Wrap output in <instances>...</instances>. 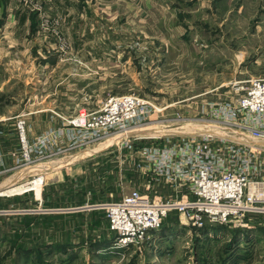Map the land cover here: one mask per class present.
Segmentation results:
<instances>
[{"label":"rangeland","instance_id":"1","mask_svg":"<svg viewBox=\"0 0 264 264\" xmlns=\"http://www.w3.org/2000/svg\"><path fill=\"white\" fill-rule=\"evenodd\" d=\"M20 2L37 12V34L14 40L12 57L31 62L0 90V116L16 137L0 167V264H264V212L226 225L204 215L181 223L184 213L168 206L160 230L124 250L106 218L146 184L144 149L233 132L222 109L236 107L249 80L264 79V0H99L86 23L75 20V34L39 0ZM125 98L145 101L151 115L102 137L69 124L81 112L108 115L103 105ZM156 190L174 205L186 204L183 193L194 198Z\"/></svg>","mask_w":264,"mask_h":264},{"label":"built area","instance_id":"2","mask_svg":"<svg viewBox=\"0 0 264 264\" xmlns=\"http://www.w3.org/2000/svg\"><path fill=\"white\" fill-rule=\"evenodd\" d=\"M136 107L140 108L138 116L134 110ZM147 107L145 101L133 98L110 100L102 110L108 115L81 112L69 124L102 137L112 130L138 125L139 119L145 120L151 115ZM220 115L226 119L225 124L232 125L234 133L224 128L220 135L204 133L189 139H168L162 149L143 150L148 162L146 165L139 163L138 167L146 175V184L139 191L145 194L133 192L120 207L143 198L149 209L142 206L133 209L125 207V215L122 216L106 209L108 226L118 233L116 240L120 246L137 245L145 231L157 225L159 215L165 214L164 208L168 206L179 209L190 221L197 222L195 216L207 214L220 225H226L236 216L246 213L264 212V145L261 140L264 139V79L249 80L236 107L222 109ZM235 118L243 123H236ZM18 129L22 148L27 149L25 142L23 145V140H26L22 122L18 123ZM218 143L225 146L219 147ZM211 145H216V149L211 150ZM220 152L236 165L226 167L220 159ZM160 185L179 193L189 187L192 192L187 190L186 193L194 198L188 201L183 193L186 204L174 205V198H166L153 190ZM214 190L218 193L217 198ZM213 203L218 204V209L210 208ZM155 204L163 207L156 208L158 213L152 209ZM120 207L116 208L119 214L122 213ZM129 217H135V221L130 222Z\"/></svg>","mask_w":264,"mask_h":264},{"label":"crops","instance_id":"3","mask_svg":"<svg viewBox=\"0 0 264 264\" xmlns=\"http://www.w3.org/2000/svg\"><path fill=\"white\" fill-rule=\"evenodd\" d=\"M21 0H0V50H4L3 57L0 56V90L7 89L14 78V71L22 69L24 66L30 65L29 59H20L12 57L14 52L20 49V43H14V40L27 38V35L36 32L37 12L26 8ZM99 0H39L41 11L46 12V17H52L61 27V31L65 34L74 33V23L76 19L87 21L88 11L94 3ZM35 10L40 11L35 8ZM37 34V32H36ZM27 41V39H25ZM85 44V43H84ZM84 44L74 43V47H83ZM92 47H88V50ZM102 49V48H101ZM3 58V59H2ZM63 60L52 61V65L58 66ZM44 64L48 66L46 61L37 62V66ZM35 78V77H34ZM36 80V79H34ZM14 125L8 122V118L0 116V167H4L12 161V153H8L6 144L15 140ZM6 146L5 148L3 146ZM4 184V183H3ZM109 203L103 205L107 207Z\"/></svg>","mask_w":264,"mask_h":264},{"label":"bare ground","instance_id":"4","mask_svg":"<svg viewBox=\"0 0 264 264\" xmlns=\"http://www.w3.org/2000/svg\"><path fill=\"white\" fill-rule=\"evenodd\" d=\"M131 104V103H130ZM128 107H130V105L128 106ZM228 125L231 127L232 125L231 124H229L228 123ZM127 129H123V130H121V131H119V133L120 132H124V131H126ZM193 135V134H192ZM193 136H195V135H193ZM219 147H224L225 145L224 144H222V143H218L217 144ZM211 150H215L216 149V145H211L210 147H209ZM219 156H220V159H221V161H223V163L225 164V166L227 167L228 165H231V166H235L236 164L229 158V157H227V156H225L223 153H219ZM39 184H41V182H38V186L36 187V188H34V190H35V193H36V195L37 196H40V193H41V186L39 185ZM23 188H25V186L24 187H22L21 189H19V190H22ZM19 190H17V191H19ZM154 191L156 190L155 188L153 189ZM189 192H192V190L188 187V189H187ZM133 192H138V193H140V191H133ZM132 192V193H133ZM132 193H130L129 195H127L126 197H124V199H123V201L121 202V203H119V204H114V205H111V206H109V208H108V210H111L115 215H118V216H122V215H125V213H124V209H125V207H127V208H129V209H133L134 207H137V206H142L143 208H145V209H149V207L146 205V201H145V199H143V198H137V199H135L134 201H132V202H129L128 204H125V205H123V206H121L120 207V205L124 202V200L126 199V198H130L131 197V195H132ZM140 194H145V193H140ZM214 196L217 198L218 197V193H217V191L216 190H214ZM154 196V194L152 193V197ZM181 199H183V198H181ZM184 200V199H183ZM186 202V201H185ZM182 205H184V203H181ZM181 205V206H182ZM237 206V205H236ZM118 207H120V209H122V213H118L117 212V210H116V208H118ZM157 207H160V208H163L162 206H158V205H154L153 206V210H155V212H157L156 211V208ZM211 209H218V204L217 203H213L212 205H211V207H210ZM158 209V208H157ZM165 209V214H163V215H159V219H158V221H157V225L155 226V227H152V228H150V229H148V230H146L145 231V233H144V235H143V238H142V240L138 243V244H142V243H144L145 241H147V239H149L150 238V236H152L153 234L152 233H154V232H157V231H159L160 230V228L163 226V224H164V222H165V220L167 219V217H168V214H169V208L168 207H166V208H164ZM181 212V211H180ZM158 213V212H157ZM202 215H204V216H206V217H208V219L211 221V222H213V223H217V222H215V221H213L212 219H211V217L209 216V215H207V214H202ZM107 218V217H106ZM182 220H186V221H188L189 219L186 217V215L185 214H182V216L180 217V222L182 223ZM129 221L130 222H132V221H135V217H129ZM185 221V222H186ZM217 224H219V223H217ZM110 228V227H109ZM235 229H237V228H235ZM110 230L117 236L118 235V233L115 231V230H112L111 228H110ZM180 231V230H179ZM113 246H114V248H117V249H119V250H124L125 248H130L129 246H120L119 244H118V240H115V242H114V244H113Z\"/></svg>","mask_w":264,"mask_h":264}]
</instances>
